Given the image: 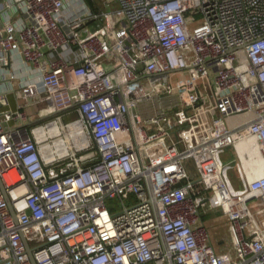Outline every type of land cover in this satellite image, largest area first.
Here are the masks:
<instances>
[{
    "label": "built area",
    "instance_id": "1",
    "mask_svg": "<svg viewBox=\"0 0 264 264\" xmlns=\"http://www.w3.org/2000/svg\"><path fill=\"white\" fill-rule=\"evenodd\" d=\"M0 264H264V0H0Z\"/></svg>",
    "mask_w": 264,
    "mask_h": 264
},
{
    "label": "rangeland",
    "instance_id": "2",
    "mask_svg": "<svg viewBox=\"0 0 264 264\" xmlns=\"http://www.w3.org/2000/svg\"><path fill=\"white\" fill-rule=\"evenodd\" d=\"M175 77H177V74L175 75ZM69 118H66V119L68 120ZM223 160L225 163H230V162L234 163L236 161V154L232 148L226 149V153L223 156ZM230 176H231L230 178L232 180V183L237 186L238 185V179H237L234 171L230 172ZM115 202H116V200H113L111 203L114 204ZM207 220L210 223L213 220L212 215L210 217H208Z\"/></svg>",
    "mask_w": 264,
    "mask_h": 264
},
{
    "label": "bare ground",
    "instance_id": "3",
    "mask_svg": "<svg viewBox=\"0 0 264 264\" xmlns=\"http://www.w3.org/2000/svg\"><path fill=\"white\" fill-rule=\"evenodd\" d=\"M71 127L73 128V130L75 129V127H78V125L77 124H72L71 125ZM38 136V138H40V139H42L43 138V136L42 135H37ZM63 144V143H62ZM62 144H59V145H56L57 146V150H63L62 149V147L60 146V145H62ZM44 151L45 152H48L49 151V147H47V146H44Z\"/></svg>",
    "mask_w": 264,
    "mask_h": 264
}]
</instances>
